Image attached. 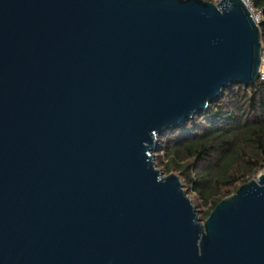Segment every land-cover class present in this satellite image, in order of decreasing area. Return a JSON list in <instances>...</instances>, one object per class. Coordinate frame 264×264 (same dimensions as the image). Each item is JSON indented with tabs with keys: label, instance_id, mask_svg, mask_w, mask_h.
Masks as SVG:
<instances>
[{
	"label": "water",
	"instance_id": "1",
	"mask_svg": "<svg viewBox=\"0 0 264 264\" xmlns=\"http://www.w3.org/2000/svg\"><path fill=\"white\" fill-rule=\"evenodd\" d=\"M263 62L243 0H0V264H264V174L202 222L156 164Z\"/></svg>",
	"mask_w": 264,
	"mask_h": 264
},
{
	"label": "trees",
	"instance_id": "2",
	"mask_svg": "<svg viewBox=\"0 0 264 264\" xmlns=\"http://www.w3.org/2000/svg\"><path fill=\"white\" fill-rule=\"evenodd\" d=\"M262 12L264 0H251ZM167 175L176 172L192 187L207 211L264 171V80L254 87L234 85L207 112L160 137Z\"/></svg>",
	"mask_w": 264,
	"mask_h": 264
},
{
	"label": "rangeland",
	"instance_id": "3",
	"mask_svg": "<svg viewBox=\"0 0 264 264\" xmlns=\"http://www.w3.org/2000/svg\"><path fill=\"white\" fill-rule=\"evenodd\" d=\"M205 1H209L211 3L217 4V3H219L220 0H205ZM262 72L264 73V63H263V67H262ZM166 161H167L166 156L164 155V152L162 151L161 144H160V151L157 153L156 164H157V168L163 173L164 176H168L166 171H165V167H164ZM172 174H177L180 176V174H178L176 172H173ZM260 174H264V171H262ZM180 178L183 181L185 191L187 192V194L191 198V200H192V202H193V204L197 210V213H198V215L202 221L203 215L207 211L208 207L206 205H204L203 202L195 194H193L192 187H190L181 176H180ZM202 222H204V221H202Z\"/></svg>",
	"mask_w": 264,
	"mask_h": 264
},
{
	"label": "built area",
	"instance_id": "4",
	"mask_svg": "<svg viewBox=\"0 0 264 264\" xmlns=\"http://www.w3.org/2000/svg\"><path fill=\"white\" fill-rule=\"evenodd\" d=\"M244 3L246 4L252 18H253V21L254 23L260 27L261 23H262V12L260 10H258L254 4L252 3L251 0H243ZM264 63V62H263ZM261 79L264 80V73L262 72V76H261Z\"/></svg>",
	"mask_w": 264,
	"mask_h": 264
}]
</instances>
